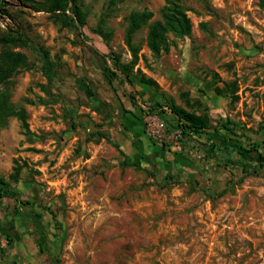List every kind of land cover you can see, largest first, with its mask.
Here are the masks:
<instances>
[{
    "label": "rangeland",
    "instance_id": "obj_1",
    "mask_svg": "<svg viewBox=\"0 0 264 264\" xmlns=\"http://www.w3.org/2000/svg\"><path fill=\"white\" fill-rule=\"evenodd\" d=\"M179 1L191 33H169V49L155 53L142 28L131 86L122 73L106 77L94 48L131 61L128 16L148 9L161 19L167 0H83L81 28L72 4L55 18L36 3L0 0V28L24 33L13 49L28 57L0 80L28 122L10 115L0 126V174L22 199H0V264H264V165L247 174L206 155L173 127L169 109L208 112L211 136L264 153V3ZM101 24L109 43L93 30ZM155 102L166 112H152ZM230 121L235 134L223 127ZM92 131L113 142L87 139Z\"/></svg>",
    "mask_w": 264,
    "mask_h": 264
},
{
    "label": "trees",
    "instance_id": "obj_2",
    "mask_svg": "<svg viewBox=\"0 0 264 264\" xmlns=\"http://www.w3.org/2000/svg\"><path fill=\"white\" fill-rule=\"evenodd\" d=\"M23 4L36 3L39 9H45L49 11L55 18L60 16L68 17L67 9L70 4L75 8V13L71 22L75 23L78 28H81L87 24L86 14L81 9L79 3L83 0H20ZM264 3V0H262ZM153 12L148 9L134 10L128 16V25L126 28L125 40L132 53V60L124 63L121 60V55L112 52L108 55H102V53L94 48L95 53L98 56H102L105 62L104 74L110 81L113 78H119L120 74L124 75V82H128L133 86V81L130 76V72L133 69L135 63L138 60L140 47L134 42L136 34L144 27H148L147 44L150 49L155 53H160L162 50H168L170 44L169 33H174L179 36L189 35L192 30V21L188 16L186 9L180 3L179 0H167L166 5L162 9V18L152 20ZM93 30L98 33L107 43L111 37V33L104 27L99 25ZM24 33L21 31H4L0 28V45L3 46V50L0 54V80L4 81L11 75L16 73L21 66H25L28 63V57L26 53L13 49V46L25 45ZM43 61L45 65V73L49 79L52 78L51 70L53 62L49 58L48 51L42 50ZM113 62V66L108 64V59ZM143 80L148 84H153L152 79H148L143 75ZM89 94H93L90 86L85 82H80ZM229 84H226V87ZM218 93H222L220 88H216ZM232 92V91H230ZM226 89V95L230 94ZM7 93H0V126L6 124V118L10 115H16L21 120L24 128L28 127L27 114L24 109L14 110L12 103L9 101ZM152 112H158L160 114L165 113L164 105L160 102H155L150 106ZM169 109L173 115L172 125L174 128L179 129L183 136L194 139L210 157H222L226 160H233V162H239L243 164V169L247 174L258 173L256 166L264 165V153L259 151L258 146L253 144L249 148L243 145L237 146L229 141V138L222 133L211 136L207 133V129L210 125V115L208 112L197 113L195 111H189L184 107L172 103L169 105ZM236 122H225L223 127L230 133H236ZM87 139L101 140L106 139L109 142H113L109 133L104 131H92L88 133ZM122 164L128 166L132 164L130 161L123 160ZM251 165L255 166L252 171ZM4 197H11L16 202L22 204V199L19 196V192L14 190L6 178L0 174V199ZM26 212H29L31 216L34 215L33 208L25 205ZM42 249H45V238L41 239Z\"/></svg>",
    "mask_w": 264,
    "mask_h": 264
}]
</instances>
